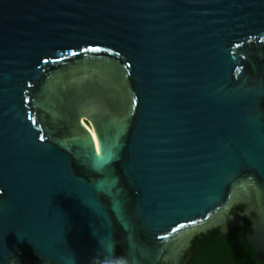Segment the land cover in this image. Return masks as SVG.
I'll return each mask as SVG.
<instances>
[{
    "label": "water",
    "instance_id": "water-1",
    "mask_svg": "<svg viewBox=\"0 0 264 264\" xmlns=\"http://www.w3.org/2000/svg\"><path fill=\"white\" fill-rule=\"evenodd\" d=\"M242 216L256 264L264 0H0V264H186Z\"/></svg>",
    "mask_w": 264,
    "mask_h": 264
},
{
    "label": "trees",
    "instance_id": "trees-1",
    "mask_svg": "<svg viewBox=\"0 0 264 264\" xmlns=\"http://www.w3.org/2000/svg\"><path fill=\"white\" fill-rule=\"evenodd\" d=\"M244 228L227 235L217 230L195 236L185 257L186 264H255L256 253L244 240ZM256 264H264V257Z\"/></svg>",
    "mask_w": 264,
    "mask_h": 264
},
{
    "label": "flooded vegetation",
    "instance_id": "flooded-vegetation-1",
    "mask_svg": "<svg viewBox=\"0 0 264 264\" xmlns=\"http://www.w3.org/2000/svg\"><path fill=\"white\" fill-rule=\"evenodd\" d=\"M244 210H245V206L243 205V204H241V203H237V204H234L231 208H230V210H229V216H240V215H243L244 214ZM242 218V221H243V226L241 227V226H237V227H235V228H244V240H245V242H246V244L247 245H249V246H251L252 248H253V246L251 245V244H249L247 241H246V239H245V234H246V232H247V230H248V228H249V226H250V221H249V219L248 218H246L245 216H242L241 217ZM234 228V229H235ZM233 229V230H234ZM211 230H217L218 232H219V228L218 227H214V228H211V229H209V230H207V231H205L204 233H199V234H197L196 236H198V235H200V234H206L208 231H211ZM232 232V231H231ZM220 233V232H219ZM221 234V233H220ZM222 235V234H221ZM195 237V236H194ZM191 241H192V239H191ZM191 241H190V246H191ZM190 246L187 248V249H185V251H183V255H182V259H184V260H186V262H187V258L185 257V254H186V252H187V250L190 248ZM254 249V248H253ZM255 251V250H254ZM179 264H181V263H179Z\"/></svg>",
    "mask_w": 264,
    "mask_h": 264
},
{
    "label": "clouds",
    "instance_id": "clouds-1",
    "mask_svg": "<svg viewBox=\"0 0 264 264\" xmlns=\"http://www.w3.org/2000/svg\"><path fill=\"white\" fill-rule=\"evenodd\" d=\"M116 180L118 181V177H116Z\"/></svg>",
    "mask_w": 264,
    "mask_h": 264
},
{
    "label": "bare ground",
    "instance_id": "bare-ground-1",
    "mask_svg": "<svg viewBox=\"0 0 264 264\" xmlns=\"http://www.w3.org/2000/svg\"><path fill=\"white\" fill-rule=\"evenodd\" d=\"M93 137H94V135H93ZM94 139H95V137H94ZM96 140V139H95Z\"/></svg>",
    "mask_w": 264,
    "mask_h": 264
},
{
    "label": "rangeland",
    "instance_id": "rangeland-1",
    "mask_svg": "<svg viewBox=\"0 0 264 264\" xmlns=\"http://www.w3.org/2000/svg\"><path fill=\"white\" fill-rule=\"evenodd\" d=\"M86 123V122H85ZM87 124V123H86Z\"/></svg>",
    "mask_w": 264,
    "mask_h": 264
}]
</instances>
